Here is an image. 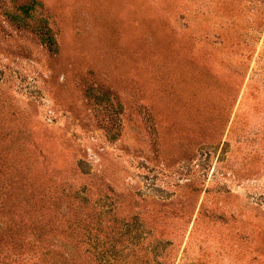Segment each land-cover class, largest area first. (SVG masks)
Returning <instances> with one entry per match:
<instances>
[{"label": "rangeland", "instance_id": "1", "mask_svg": "<svg viewBox=\"0 0 264 264\" xmlns=\"http://www.w3.org/2000/svg\"><path fill=\"white\" fill-rule=\"evenodd\" d=\"M0 264H264V0H0Z\"/></svg>", "mask_w": 264, "mask_h": 264}, {"label": "trees", "instance_id": "2", "mask_svg": "<svg viewBox=\"0 0 264 264\" xmlns=\"http://www.w3.org/2000/svg\"><path fill=\"white\" fill-rule=\"evenodd\" d=\"M37 33L39 34L40 38L48 44L50 48H53L55 44V40L53 35H51V32H49L48 28L45 29L43 26H39L36 28Z\"/></svg>", "mask_w": 264, "mask_h": 264}]
</instances>
